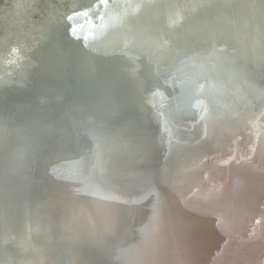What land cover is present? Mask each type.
Instances as JSON below:
<instances>
[{"label":"water","instance_id":"1","mask_svg":"<svg viewBox=\"0 0 264 264\" xmlns=\"http://www.w3.org/2000/svg\"><path fill=\"white\" fill-rule=\"evenodd\" d=\"M164 1L185 5L184 16L150 8ZM2 2L0 62L20 82L0 129L13 126L28 140L21 222L0 213V255L10 264H264V0H153L150 10L125 0L129 15H112L104 28L89 15L100 22L107 13L76 11L74 2L53 25L38 21L41 0ZM217 50L245 75L223 70ZM230 75L256 98L225 90ZM80 87L96 97L89 118L79 114ZM44 108L72 142L45 138L40 147ZM126 113L139 123L118 129ZM106 149L113 158L137 154L91 172L113 163L100 159ZM7 184L0 177V196ZM65 184L71 194L61 193ZM95 188L109 199L89 209L86 192ZM50 193L62 208L115 214L41 217Z\"/></svg>","mask_w":264,"mask_h":264},{"label":"bare ground","instance_id":"2","mask_svg":"<svg viewBox=\"0 0 264 264\" xmlns=\"http://www.w3.org/2000/svg\"><path fill=\"white\" fill-rule=\"evenodd\" d=\"M38 1H40V0H38ZM110 1H112V0H94V2H93V0H78V1H76V0H41L42 6L39 8V10L41 11V14L42 13L43 14H42V16L40 15L42 19L39 18L38 21L41 22L42 20H44L45 25L55 24L56 21L60 20L62 16H64L65 14L67 15L69 12H71L72 4L74 2L73 7H74V9H76V11L79 8L87 7L90 10H92L91 11L92 13L93 12H96L97 14L107 13L106 14L107 17H104V19H102L101 16L98 17V20H100V22H96L95 17L93 15H89V18H90V23L94 26L96 24V26H98V25L103 26L102 28H104V26L109 27L108 25H110L112 22H114V20H116V17L121 19L124 17V15H129L128 14L129 12L127 11L128 7L124 6L126 4L125 0H121V2H119V3L115 2L112 5L111 4L108 5V2H110ZM134 1L138 5H140L141 8L146 10L147 8L149 9L148 6L150 3H152L153 0H134ZM9 3H10V1H9ZM78 3H79V5H78ZM0 4H3V2ZM137 4H135V5H137ZM152 4L153 5H150V8H152V6H154V8H157V6L164 5L165 6L164 10H161V7L159 9L160 15L165 14L166 16H168V19H170V17L172 19L174 17H183L184 16L183 11H181V10H182V8L185 7V5L183 7H179L177 9L178 11H181L180 13H178V11L176 9L171 7V5H172L171 1H164V4H158V5H157V3H152ZM113 5L118 7V9L116 8L117 10H115V7ZM94 6H95V8H94ZM0 7H2V6L0 5ZM3 8H5V7H3ZM94 9L96 11H93ZM129 11H130V9H129ZM110 14H111V16H109ZM112 15H117V16L115 17ZM108 16H109V18H108ZM49 18H52V20H50ZM115 25H116V22L112 26H110L109 29H113L115 27ZM184 50H185V48L181 49L180 52H182ZM218 52L219 51L217 50L216 54ZM221 52H224V51H221ZM224 53H225V54H223L224 56H222L220 54V52L217 55L216 54L214 55V56H216V60L219 61V63L222 65L223 70H226V71H227V69L228 70H237L241 75H245L241 71L242 70L241 68H236L234 66V64L232 63V61H234V59L228 57V54L226 52H224ZM189 57H190V55L187 56L186 59ZM216 60L211 61V62H216ZM251 67H254V65H252ZM3 68H4V64H2L0 62V75L2 72V75L0 77V85H2L3 83H7V84H4L3 86H6V85L8 86V88H6V90H3L0 92V110L7 109L8 103H10L13 100L12 99L13 96L19 94V92L15 90L17 88H13V87H16V85H18L20 82V80H15V79H10V81H9V79H7L8 76L6 75V73L3 72ZM239 78H241V77L240 76H235V77L231 76L230 78H227L226 80H221L220 84H222L223 88L225 90H228L229 92L235 93V91H237L239 98H241L243 100H244L245 96H246V98H254L255 99L256 98L255 94H253V92H249V89H250L249 87L245 88L243 85H241ZM18 79H20L19 76H18ZM66 79H67V81L70 82V80H71L70 79V70H67ZM77 91H79V99L82 102V103H80L81 106L79 105V107L81 109L79 111V114L81 116L83 114L84 116H88V118H89L91 115L90 110L95 106V102H96L95 94L93 93L92 90H89V88H87V87H82V88L80 87L77 89ZM225 94H226V92H225ZM15 102H17V101H15ZM223 103L224 102H221V104H223ZM87 111H89V112L85 113ZM43 113H44V119H45L44 125L41 127V129L38 130V144L40 145V147H41V144L44 145V141H42V140H44L45 138H46V140H48L50 142L57 141L56 146H59V144H61V142H64L66 144L72 142L73 138H71L68 134H64V131L61 130L59 128V126H57V124L55 122L53 111L47 110L46 108H44ZM39 115H41V114H39ZM82 118H84V117H82ZM138 123H139V121L134 114L129 115L128 113H126L123 117L120 116V118H118L116 120L115 125L118 129H122L123 127H127L128 125H137ZM14 128L15 127L10 126L9 128H6V129L5 128H1L2 130L0 129L1 130L0 131V177L3 179L6 178L8 183H9V184H7V185H9V187L6 190V192L1 194V196H0V208H1L0 213H1L2 219H4L5 222H8V223H12V222L19 223V222H21V217H22L21 212L23 210V206L25 203V198H23L22 190L25 187V185L27 184L26 182H23L24 181V171L26 169V159H25L26 156H25V149H24L25 145H24V142L22 139L27 141L28 136H26L24 133H22L20 131L15 130ZM76 136H77V134H76ZM79 140H80V136L75 139V142H77ZM47 148H49V147H47ZM51 148H53V147H50V150H51ZM77 148L79 149L81 147L73 148V147L69 146V147H66L65 151L73 150V151L77 152L78 151ZM110 148L111 147H109L107 149H110ZM107 149L99 151V152H101L102 155H104V156L101 155L100 159L103 158V160H114L113 163L105 162L103 164H98V166L90 167L91 172L100 171L102 169H110L111 165H114L115 163H117L118 160H120L121 161L120 163L122 164L125 161H127V159L133 157L134 154H137L133 150L127 151V152H121V150H120L119 152H116V153H119L118 156H115L113 158L111 156L113 154L109 153L110 151ZM112 149H110V150H112ZM80 151H82V150H80ZM61 154L62 153H60V155ZM38 156H39V154H38ZM57 156L60 157L59 155H57ZM95 164H96V162H95ZM60 187H61L60 189H61L62 194L65 191L64 194L68 195V194L72 193L71 191H73L72 188H67L66 184L64 186L61 185ZM105 193L107 194V192H103L102 188L87 189L86 196L88 197V201H90V203L88 204L89 209L94 208L95 206L96 207H98L100 205L102 206V203L109 199L108 196L104 195ZM44 199H47V200L44 202L45 205L43 206V212L40 214L41 217L45 216V214H46L45 217H48L50 215L56 214V212L58 213V211H59V212H64V216L67 215V219L69 218L71 223H73V222L75 223V222H79L81 220H84L85 217H90V218H94V217L101 218V217H105V216L112 217V214H115V212H112L110 210L109 211H106V210L103 211V209H102V211H99V212L89 213V209L83 208L82 206H80L77 203L73 204V206L71 205V206L62 208L63 205H61V202L57 201L58 198L55 199V197L51 196V193L48 194L47 196H45ZM50 202H52V203H50ZM74 202H76V201H74ZM111 205H113V204H111ZM44 207H45V209L47 208L48 211L44 212ZM31 210L34 212L37 211V210H35V207H33ZM37 224H39V219L37 221ZM4 235H3V237H4ZM3 237L1 239H3ZM0 264H10V263L8 262V260L4 259L0 255Z\"/></svg>","mask_w":264,"mask_h":264}]
</instances>
